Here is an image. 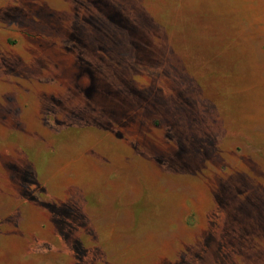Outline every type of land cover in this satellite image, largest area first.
<instances>
[{
  "label": "rangeland",
  "instance_id": "rangeland-1",
  "mask_svg": "<svg viewBox=\"0 0 264 264\" xmlns=\"http://www.w3.org/2000/svg\"><path fill=\"white\" fill-rule=\"evenodd\" d=\"M243 1L0 0V264H264Z\"/></svg>",
  "mask_w": 264,
  "mask_h": 264
},
{
  "label": "crops",
  "instance_id": "crops-1",
  "mask_svg": "<svg viewBox=\"0 0 264 264\" xmlns=\"http://www.w3.org/2000/svg\"><path fill=\"white\" fill-rule=\"evenodd\" d=\"M228 30L229 28L226 24H219L218 32L223 31L225 35L221 39L219 38L222 46L220 50L216 49L215 54H221L223 57L238 54L230 46L231 37L229 35L231 34ZM238 32L240 45L244 48L245 54L250 55L251 62L253 63V67H244L242 69V78L246 82V86L264 87V0L243 1V16L240 18ZM209 50L210 48L208 47L207 56L210 60L212 53ZM203 52L205 51L203 50ZM203 55L204 53L198 54V64L203 61ZM225 61L230 63L234 60L228 58Z\"/></svg>",
  "mask_w": 264,
  "mask_h": 264
}]
</instances>
